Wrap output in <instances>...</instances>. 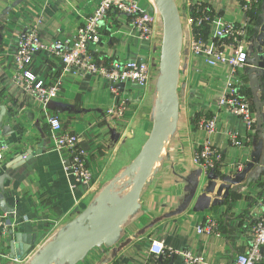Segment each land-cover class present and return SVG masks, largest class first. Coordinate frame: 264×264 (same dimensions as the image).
<instances>
[{
    "label": "crops",
    "instance_id": "0c3cea01",
    "mask_svg": "<svg viewBox=\"0 0 264 264\" xmlns=\"http://www.w3.org/2000/svg\"><path fill=\"white\" fill-rule=\"evenodd\" d=\"M15 1L0 0V14ZM99 1L22 0L0 20V145L7 148L0 176L10 178L4 181L3 198L11 209V213L0 210V215L15 225L9 231L34 235L38 248L94 205L98 195L110 188L108 184L137 159L155 116L158 93L154 84L161 75L162 39L155 0H135L140 9L156 12L152 38L141 37L130 17L111 11L102 23L100 42L91 52L93 61L103 65L146 61L150 69L146 87L121 84L113 93L109 83L98 77L63 73L59 59L46 52L33 57L29 71L37 81L56 85L57 98L43 106L17 83L13 56L23 35L35 29L46 44L72 40ZM174 1L182 24L177 120L171 126L167 123L170 131L141 190L139 210L121 225L111 247L94 249L80 264H183V251L201 257L207 264H234L238 255L249 250L253 227L263 213L264 172L255 175L257 166L240 184L231 186L226 198L209 195L211 200H219L216 205L203 210L199 205L209 173L237 178L253 160L264 135V42L257 45L264 24V0H259L261 6L249 10L243 9L242 0ZM199 17L204 19L203 25L193 27V20ZM217 21L245 29L242 38L249 58L236 74L226 64L208 66L204 56L190 51L193 39L210 47ZM231 43L225 39L217 44L226 55H232ZM229 84L252 111L250 129L218 104ZM122 103L123 113L118 114ZM53 117L60 121L63 133L77 136L87 154L92 175L88 189L76 185L64 170L66 154L56 151L51 140L48 119ZM212 118L215 129L209 133L203 125ZM230 135L235 137L234 142ZM205 146L214 153L208 172L196 160ZM132 148L137 154L129 157V163H117V159L127 158ZM209 221L217 229L210 234L199 233L198 228ZM7 239V234H0V255L9 257ZM154 241L163 243L162 255L150 253ZM34 252L25 258L27 263ZM261 255L263 259L256 264H264V248ZM11 263L0 257V264Z\"/></svg>",
    "mask_w": 264,
    "mask_h": 264
},
{
    "label": "built area",
    "instance_id": "2783aa9c",
    "mask_svg": "<svg viewBox=\"0 0 264 264\" xmlns=\"http://www.w3.org/2000/svg\"><path fill=\"white\" fill-rule=\"evenodd\" d=\"M258 3L259 0L241 1L244 10H249ZM111 11L130 17L133 26L140 31V35L144 39L153 37L157 21L156 12L149 13L140 9L135 0H100L91 15L78 27L72 40L65 39L52 44H46L41 41L35 29H30L23 35L13 56L17 71V83L21 89L28 92L43 106L48 105L51 100L57 98L59 89L56 85L49 86L43 81H37L29 71L33 57L43 52L49 53L51 56L59 59L63 73H80L82 75L98 77L109 83L113 93H116V86L121 84L131 83L142 88L146 87L150 80V69L146 61H113L109 65H103L94 62L91 57L92 49L100 42L102 23ZM203 23L204 19L199 17L193 20L192 25L193 27H199ZM244 32V28H239L232 23L217 21L215 22L213 33L214 40L210 47L203 46L198 40L193 39L189 48L193 55L204 56L208 66L213 67L218 64H226L231 68L232 73L236 74V72L246 66L249 58L242 38ZM225 39L232 41L231 45L234 47L232 55H226L218 47L217 43ZM123 103L122 107L117 110L118 114L123 113ZM218 104L243 120L248 129L252 127V111L247 102L238 96L231 84L228 85L226 92L218 100ZM48 124L54 148L56 151L66 154V158L63 160L65 172L74 180L76 185L78 184V186L88 189L92 185V175L87 165V154L79 146L77 136L63 133L62 125L55 117L48 119ZM203 127L209 133H213L215 119L207 120ZM229 138L234 142V136L230 135ZM202 151L200 155H197L196 160L203 166L204 171L208 172V168L212 167L209 160L213 158L214 153L208 146H205ZM6 152L7 148L4 145H0V163L4 160ZM14 226L4 215H0V234L6 235L9 229L14 228ZM216 229V224L209 221L206 226L198 228V232L210 234ZM37 248L38 244L35 246L33 252ZM262 248H264V205L263 213L253 227L249 250L245 254L238 255L234 264H256L263 259L261 255ZM149 251L154 256L162 255L164 253V245L161 241H154L151 243ZM181 256L183 264H207L201 257L195 256L189 251H183ZM0 257L14 264L27 263L26 259L18 261L10 260L7 256L0 255Z\"/></svg>",
    "mask_w": 264,
    "mask_h": 264
},
{
    "label": "water",
    "instance_id": "95a60500",
    "mask_svg": "<svg viewBox=\"0 0 264 264\" xmlns=\"http://www.w3.org/2000/svg\"><path fill=\"white\" fill-rule=\"evenodd\" d=\"M22 0H17L0 14V20ZM162 23V39L159 68L161 75L157 81L161 91L162 105L153 120L149 136L143 145L137 159L128 167L127 173L138 169L137 177L130 192L123 198H114L112 188L101 192L94 201V205L84 209L60 231L57 236L44 245L29 264H80L94 249L111 247L118 239L120 227L139 210L141 190L147 181L151 170L160 156L164 143V131L167 123L177 120L179 109L177 86L179 73V55L182 44V24L179 11L174 0H155ZM264 42V24L260 29L257 45ZM256 45V47H257ZM260 52V47H257ZM27 161L28 157H23ZM22 160V157L20 161ZM19 161V162H20ZM21 165V164H19ZM19 165H10L13 169ZM254 166L255 175L264 172V135L260 136L253 154V160L246 165L244 171L235 179L221 177L211 172L208 175L209 184L206 192L200 198L199 209H206L210 204L216 205L217 198H226L231 186L240 184ZM254 170V169H253ZM10 179L7 175L0 176V210L11 213L3 198L4 181ZM217 182H220L217 185ZM116 182L113 183L115 185ZM215 194L216 199L211 200L209 195ZM9 259L23 260L35 249L37 239L34 235L10 230L7 233Z\"/></svg>",
    "mask_w": 264,
    "mask_h": 264
},
{
    "label": "rangeland",
    "instance_id": "374dc122",
    "mask_svg": "<svg viewBox=\"0 0 264 264\" xmlns=\"http://www.w3.org/2000/svg\"><path fill=\"white\" fill-rule=\"evenodd\" d=\"M154 90H156V92L158 93V102L156 103V109H155L156 111H155V116H154V118H155L157 113H158V108L161 107L162 102H161V98H160L161 91H159L157 84H154ZM170 123H172V119L170 120ZM170 126H171V124H170ZM130 150L131 151L128 152V155L125 156L127 158H124V159L119 158V159H117V163H119V162H122V163L125 162V164L129 163V157H131V156L134 157L137 154V153L135 154V150H133V148ZM130 152H132V153L130 154ZM122 160H124V161H122ZM127 170H128V167L125 168L124 171L117 178H115V180H113L112 182H110L108 184V186L110 188H112V190H113L112 195H114L115 198H121L122 196L127 195L134 185V181L137 177L138 169H136L133 173H130V174L127 173ZM113 182H116V184L113 185ZM42 247L43 246H39V248H37V250L33 253L31 259L34 256H36L37 252H39ZM27 264H29V262Z\"/></svg>",
    "mask_w": 264,
    "mask_h": 264
},
{
    "label": "bare ground",
    "instance_id": "6f19581e",
    "mask_svg": "<svg viewBox=\"0 0 264 264\" xmlns=\"http://www.w3.org/2000/svg\"><path fill=\"white\" fill-rule=\"evenodd\" d=\"M168 123L171 124L170 121H169ZM169 129H170V126H169V125H166L165 131H164V138L166 137V135H167L168 132L170 131ZM129 181H130V180H129Z\"/></svg>",
    "mask_w": 264,
    "mask_h": 264
},
{
    "label": "trees",
    "instance_id": "16d2710c",
    "mask_svg": "<svg viewBox=\"0 0 264 264\" xmlns=\"http://www.w3.org/2000/svg\"><path fill=\"white\" fill-rule=\"evenodd\" d=\"M258 4H260V6H261V1L258 3ZM259 6V5H258ZM264 5H262V7H263Z\"/></svg>",
    "mask_w": 264,
    "mask_h": 264
}]
</instances>
